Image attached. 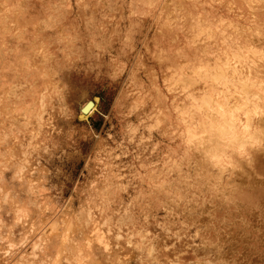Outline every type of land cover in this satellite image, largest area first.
I'll use <instances>...</instances> for the list:
<instances>
[{
  "label": "rangeland",
  "instance_id": "rangeland-1",
  "mask_svg": "<svg viewBox=\"0 0 264 264\" xmlns=\"http://www.w3.org/2000/svg\"><path fill=\"white\" fill-rule=\"evenodd\" d=\"M198 2L210 14L199 20L195 12L187 16L180 0H162L164 16L150 11L154 0H0V62L23 74L39 71L37 87L47 76L43 68L59 63L58 97L42 116L26 109L27 97L17 99L28 91L20 87L24 75L5 74L16 85L11 122L18 136H0V151L10 161L0 169L10 192L0 196L9 201L0 205V264H26L25 258L31 264H68L84 247L92 255L86 264H264V154L255 155L253 167L242 164L216 182L205 179L202 153L188 150L180 170L172 166V177L182 171L187 179L163 186L173 196L156 195L161 189L154 188L147 197L148 185L131 175L143 173L142 163L161 169L164 152L177 147L160 128L148 130L156 122L149 117L171 104L181 78L202 74L215 28L227 29L241 46L264 45V3ZM125 90L148 91L152 99L126 120L132 127L144 120L145 126L134 143L125 140L127 154L116 161L129 177L111 206L120 215L94 226L86 215L75 216L83 200L79 192L98 175L101 142L116 147L124 139L115 101ZM243 100L237 97L233 108L241 110ZM89 102L95 109L87 114L82 109ZM258 108L248 104L249 125L258 121ZM186 132L194 137L197 130ZM141 134L144 144L137 148ZM41 196L47 210L38 207ZM68 207L73 211L65 218ZM118 220L122 226L112 227Z\"/></svg>",
  "mask_w": 264,
  "mask_h": 264
},
{
  "label": "clouds",
  "instance_id": "clouds-1",
  "mask_svg": "<svg viewBox=\"0 0 264 264\" xmlns=\"http://www.w3.org/2000/svg\"><path fill=\"white\" fill-rule=\"evenodd\" d=\"M180 2L187 9L188 17H192L194 12L197 20L210 15L202 11L205 4L199 3L198 0H186V2L180 0ZM258 2L264 3V0H258ZM161 4L162 0H154V3L150 5V11H159L160 15L164 16ZM207 6L211 7L210 4ZM184 19V16H180L181 21ZM165 23L167 24L168 21ZM214 31L218 35L210 37L214 40L213 51L204 61L202 74L187 76L186 80L181 78L183 86L176 92L171 104L163 108L158 107L153 116L149 117L150 120L156 121L154 124L147 125L149 131L160 128L162 135H168L172 142L178 141L179 143L175 149L169 148L164 152L159 162L162 165L161 169H157L153 164L142 163L143 173L141 174L138 169L131 174L132 178H139L148 185L149 191L145 194L147 197L154 196L151 191L154 188L161 189V192L156 195H174L163 186L164 184H179L187 179L182 171L179 178L172 177V166L179 171L188 150L202 153L207 164L204 169L205 179L216 182H219L223 175L230 177L231 173L239 169L242 164L253 167L255 155L264 154V45L257 48L246 41L241 46L238 39L230 35L227 29L217 27ZM253 35H260V33H253ZM62 51L65 52L66 57L69 56V50L62 49ZM58 67V62H54L52 66H45L43 71L47 72V76L44 82L37 87V80L41 78L39 71L32 70L28 74H23L15 65L0 62V136L5 138L18 136L15 124L11 122V96L16 85L9 83L5 74L14 70L17 75H24L25 84L20 87L26 86L28 91L17 99L27 97L26 109H38L39 115L42 116L45 108L51 107L53 100L58 97L55 80ZM241 69L243 71H240ZM251 69L258 71L253 75ZM241 85L244 87L242 88ZM249 95L251 101L246 100ZM237 97L245 99L241 110L233 108ZM151 99L148 91L141 93L125 90L117 95L115 104L124 139H121L116 147H112L107 141L101 142L95 157L99 172L95 179L79 192L83 200L80 211L75 214L77 218L80 215H86L88 222L99 226L102 221L110 220L111 215H120L118 211H112L111 206L116 203L120 193L126 189L124 181L129 177L121 175L123 168L116 164V161L121 155L127 154L125 140L134 143V134L140 131L141 126H145L144 120H141L140 125L136 127L126 124V120L135 110L142 108ZM249 103L254 107L258 105L260 111L258 121L253 125H249L246 115ZM177 113L186 118L179 119ZM192 127L196 128L197 133L194 137H189L186 129ZM129 132L133 135H129ZM144 140L141 134L137 148L144 144ZM2 148L3 144L0 143V149ZM144 151H148L147 147ZM9 162L5 158L4 151H0V169L6 170ZM161 177L164 179L157 184L156 181ZM2 183L3 172L0 171V196L10 195V192L5 193ZM187 195L188 193H185V196ZM191 195L195 197V193ZM41 199L43 204L38 207H41L42 211L47 210L45 207L47 200L43 196ZM3 203H9V201L0 200V205ZM55 211H60V209H55ZM72 211L71 207L66 208L65 218ZM111 226L120 228L122 223L118 220ZM127 226V224L123 225V227ZM3 227V222L0 220V228ZM148 235L150 233L144 234L145 237ZM91 259L90 250L84 247L73 260L68 261V264H86V261ZM25 262L31 264L26 258ZM146 264H151V262H146Z\"/></svg>",
  "mask_w": 264,
  "mask_h": 264
},
{
  "label": "bare ground",
  "instance_id": "bare-ground-1",
  "mask_svg": "<svg viewBox=\"0 0 264 264\" xmlns=\"http://www.w3.org/2000/svg\"><path fill=\"white\" fill-rule=\"evenodd\" d=\"M246 100L248 101V98L246 97ZM243 101H245V100H243ZM233 106H234V104H233ZM91 109V110H90ZM94 109H95V105L93 106L92 104L90 105V106H88V108H87V111H88V113L87 114H90V113H92L93 111H94ZM237 109V108H236ZM87 114H82V116L83 117H86V115Z\"/></svg>",
  "mask_w": 264,
  "mask_h": 264
},
{
  "label": "water",
  "instance_id": "water-1",
  "mask_svg": "<svg viewBox=\"0 0 264 264\" xmlns=\"http://www.w3.org/2000/svg\"><path fill=\"white\" fill-rule=\"evenodd\" d=\"M92 103H94V102H89L86 106L83 107L82 110L87 111L88 106H90Z\"/></svg>",
  "mask_w": 264,
  "mask_h": 264
}]
</instances>
